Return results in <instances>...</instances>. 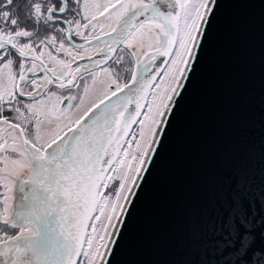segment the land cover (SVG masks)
<instances>
[{"label": "snow or ice", "instance_id": "obj_1", "mask_svg": "<svg viewBox=\"0 0 264 264\" xmlns=\"http://www.w3.org/2000/svg\"><path fill=\"white\" fill-rule=\"evenodd\" d=\"M219 6L0 0V264H114ZM246 194L209 224L241 257Z\"/></svg>", "mask_w": 264, "mask_h": 264}, {"label": "water", "instance_id": "obj_2", "mask_svg": "<svg viewBox=\"0 0 264 264\" xmlns=\"http://www.w3.org/2000/svg\"><path fill=\"white\" fill-rule=\"evenodd\" d=\"M239 183L252 225L243 257L213 244L209 230L222 197ZM241 259L264 264V0H220L114 264Z\"/></svg>", "mask_w": 264, "mask_h": 264}]
</instances>
